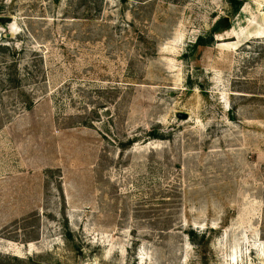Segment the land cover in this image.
<instances>
[{
    "label": "rangeland",
    "instance_id": "1",
    "mask_svg": "<svg viewBox=\"0 0 264 264\" xmlns=\"http://www.w3.org/2000/svg\"><path fill=\"white\" fill-rule=\"evenodd\" d=\"M243 4L0 0V264H264V0Z\"/></svg>",
    "mask_w": 264,
    "mask_h": 264
},
{
    "label": "trees",
    "instance_id": "2",
    "mask_svg": "<svg viewBox=\"0 0 264 264\" xmlns=\"http://www.w3.org/2000/svg\"><path fill=\"white\" fill-rule=\"evenodd\" d=\"M56 2H58L59 0H54ZM245 0H229V4L233 10V13L234 14H238L242 7H243V3H244ZM222 23L225 24L224 21H222ZM210 45H208L206 42H205V39L204 38H199L197 40V42L194 44V47L196 49L200 48V47H208ZM0 49H4V47L2 45H0ZM7 51H0V58H1V54L3 53H6ZM18 51H11V54L12 55H16ZM8 61H5V62H1L0 63V67H5V71L8 72V75H7V78L6 79H0V92L1 94L3 93L2 89H5L6 86H12L11 88L13 89H20V80L18 79V69H17V62L16 61H13L12 63L8 62ZM1 99H3V96H1ZM3 106L4 105L1 103L0 106ZM23 105L25 106V109L26 110H31L32 107H33V103L31 101H28V102H24ZM3 110H5L4 108H0V121L4 120L5 117H7V114L3 112ZM158 139V138H156Z\"/></svg>",
    "mask_w": 264,
    "mask_h": 264
},
{
    "label": "water",
    "instance_id": "3",
    "mask_svg": "<svg viewBox=\"0 0 264 264\" xmlns=\"http://www.w3.org/2000/svg\"><path fill=\"white\" fill-rule=\"evenodd\" d=\"M184 118H186V117H184Z\"/></svg>",
    "mask_w": 264,
    "mask_h": 264
}]
</instances>
